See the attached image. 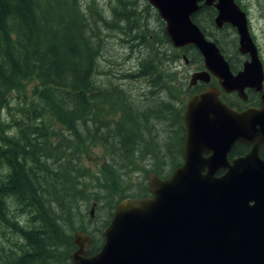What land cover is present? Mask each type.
Returning a JSON list of instances; mask_svg holds the SVG:
<instances>
[{
    "label": "trees",
    "instance_id": "1",
    "mask_svg": "<svg viewBox=\"0 0 264 264\" xmlns=\"http://www.w3.org/2000/svg\"><path fill=\"white\" fill-rule=\"evenodd\" d=\"M103 9L98 0H0V113L7 112L10 117L0 120V223L8 234L20 236L15 253L6 255L1 250L8 264H71L69 254L75 249L74 241L60 225L63 215L70 216L71 208L55 194L59 190L45 174L54 159L60 169L53 174L54 181L60 178L61 183L70 184V189L80 184L81 177H92L80 161L82 144L99 142L106 153L111 149L92 134L98 128L107 129V133L115 126L123 128L116 130L115 135L125 153L122 154L125 162L107 163L100 177L90 179L97 184L84 182L79 196L82 198L84 194L99 207L103 202L109 207L101 229L109 223L117 202L134 196L125 193L123 178L129 166L136 164L135 154L128 147L131 134L139 132L137 118L143 115L132 112L136 109L135 100L129 93L114 83L107 88L100 86L92 75L97 73L100 52L110 36L129 41L140 53L137 69L121 73L125 79H145L157 67L153 61L171 48L168 38L163 37V41L149 30L136 2L111 0L109 13L104 14ZM215 13L213 8L203 7L193 16V22L217 44L231 69H239L200 20L204 14L213 24ZM185 53L192 57L199 55L194 47ZM30 77L38 83L31 91L23 85ZM56 125L60 126L57 131ZM81 125L86 129L92 126L93 132L80 137L74 146L63 147L64 133L70 131L72 135ZM56 136L58 143L53 144L52 138ZM261 157L264 159V152ZM175 164L178 162L172 166ZM88 187L95 191L87 193ZM146 195L145 188L136 197ZM53 200H58L55 208L49 204ZM15 204L29 210L27 216L10 219L7 210ZM92 238L90 255L103 243L101 236Z\"/></svg>",
    "mask_w": 264,
    "mask_h": 264
},
{
    "label": "water",
    "instance_id": "2",
    "mask_svg": "<svg viewBox=\"0 0 264 264\" xmlns=\"http://www.w3.org/2000/svg\"><path fill=\"white\" fill-rule=\"evenodd\" d=\"M147 2L165 23L174 49L193 46L202 56L204 71L194 73L190 85L207 83L212 75L223 92L235 93L241 101L247 100V89L261 94L260 108L238 112L214 88L188 98L182 116L183 163L166 179L148 174L149 196L117 202L93 255L92 238L75 232L71 264H264V160L259 156L264 147V71L246 13L235 0ZM203 7L215 9L217 29L230 25L236 31L238 52L248 58L236 74L217 44L193 22ZM238 142L250 149L229 163L227 156ZM219 171L222 176H216Z\"/></svg>",
    "mask_w": 264,
    "mask_h": 264
},
{
    "label": "rangeland",
    "instance_id": "3",
    "mask_svg": "<svg viewBox=\"0 0 264 264\" xmlns=\"http://www.w3.org/2000/svg\"><path fill=\"white\" fill-rule=\"evenodd\" d=\"M98 1L100 5L104 7V14L105 12L108 14L109 2L111 0ZM238 1L240 8L247 15L249 33L257 48L259 47L261 53L264 55V20L261 16V14L264 13V0ZM125 2H129L130 4L136 2L138 4V8L141 10L149 30L154 33L156 38H162L163 41V37L167 38L164 33L165 23L160 19L157 11L147 2V0H125ZM200 20L206 25L207 32L219 41L225 55L231 58L235 66H239L240 61L243 60L244 57L238 53V37L235 29L230 25H225L222 29H217L214 23H209L204 14L200 15ZM134 21L135 19L131 20V22ZM132 34H135V32ZM110 37L106 38V44L100 52L101 56L98 62L99 73L97 70V73L94 72L92 76L94 78L93 80H96L97 84L100 86L103 85L107 88L109 83H114L126 94L129 93V96L135 100L134 104L136 109H132V112L135 111L140 115H143V120H141V117L137 118L136 123L139 132L135 131V133L131 134V146L128 147L131 148L130 152L135 154L134 160L136 164L134 167H132V165L129 166V172L123 178V181L125 180V193L132 194L134 195L132 197H136L137 195H140L145 188L147 190L146 177L150 172H154V170L159 172L164 171L175 163L174 161H169L171 158L175 160L173 155L170 156V153L172 151L174 152V145L178 143V132L174 129L175 126L171 119L173 111L169 107L174 104L179 106L181 97L185 95L186 100L187 94L176 87L175 81H178L183 75L180 77L177 76V72L174 68H177L179 72L181 70L186 72L188 66L184 65L182 52L174 49L169 42L171 50L169 52L167 50L160 59L153 61L155 63L153 66L156 65L157 67L152 68L151 71L147 73L145 79L122 78V72L123 74H127L128 72H134L137 69L136 63L138 54L140 53H138L137 47L130 45L129 41L122 42L118 36ZM150 38L152 37L150 36ZM210 40L212 39L210 38ZM164 48L165 45H163L162 49ZM185 55L189 60L193 61L198 58L192 57L189 53H185ZM151 75H153L156 80V86L150 85V93L147 82ZM23 85L31 91L37 88L38 83L34 78L30 77L23 82ZM227 101L231 102L233 105L241 103L237 98H227ZM6 118L10 119L7 112L0 113V120ZM113 118H117V116H113ZM59 129L60 126L56 125L55 130L57 131ZM106 130L107 129L98 128L96 132L92 133V126L88 125V129H86L85 126L81 125L79 129H74V134L72 135L70 131L64 133L66 140L63 141L62 146L65 148L74 146L78 143L77 140L80 137L88 133H92L101 138L111 148L106 153L103 145L99 142L94 143L92 141H86L82 144L80 161L82 165L89 170L92 177H100L105 165L109 162H119L120 165L125 162V158L122 156V154L125 153H122V148L118 145L119 137L117 134L115 135L116 130H123V128L116 126L112 127L110 133H107ZM114 136L115 138H111ZM52 143H58L57 136L52 138ZM140 149L141 151H139ZM65 151L69 152L70 150L66 149ZM162 161L164 165L162 164ZM60 162L63 161L60 160ZM162 167H164V170H162ZM59 171L60 169L53 159L50 161L49 171L45 175L53 180V185L59 190V192L55 190V194L61 196L63 203L71 208L69 210L70 216H62L64 220L60 222V225H62L61 230H64L66 234L68 233L71 236H73L74 232L83 231L92 237H102L104 227L101 229V226L102 223L107 220L109 207L103 201L104 204L101 203L102 205L99 207L97 202L92 198L89 199L84 196L83 192L82 198L78 194V190L83 189L82 184L84 182L88 184L92 183L94 185L97 183L91 182L90 179L92 177L85 176L79 179L80 184L78 186L75 185L74 189H70V184L61 183L60 178L54 181L53 174H57ZM120 172L123 175L124 169H121ZM58 176L62 177L60 175ZM94 191L95 189H92L91 187H88L86 190L87 193ZM121 193L122 190L119 194ZM57 203L58 200H53V202L49 204L53 207ZM93 203L96 205L93 209L92 216L89 217V212ZM7 212L9 218L15 220L27 216L29 210L15 204L14 206H11ZM99 229L101 230V233H99ZM19 238L20 236L18 234H14V236L8 234V231L0 223V244H2V249H0V263L1 261H5L6 264H8V260L5 258V255L1 250L6 251V255L8 252L15 253L16 244L18 243Z\"/></svg>",
    "mask_w": 264,
    "mask_h": 264
},
{
    "label": "flooded vegetation",
    "instance_id": "4",
    "mask_svg": "<svg viewBox=\"0 0 264 264\" xmlns=\"http://www.w3.org/2000/svg\"><path fill=\"white\" fill-rule=\"evenodd\" d=\"M261 16H262V19L264 20V13H262ZM164 33H165V31H164ZM190 47H192V46H188V47L180 49V51L182 52V59H183L184 65L188 66L187 71H186L187 73L184 72L183 70H181L179 72V70L177 68H174L175 71L177 72V76L180 77L181 75H183V77H180L178 81H175V85L177 88H179L183 92H186L187 98L185 100V95H184L180 99V102H179L180 105L179 106L178 105L176 106L174 104L173 106L169 107L173 111V113L171 114V116H172L171 119H172L173 124L175 126L174 129H176L178 132V143L176 145H174V152L172 151L170 153V156L173 155L175 160L173 158H171V160L169 162L174 161V162H178V164H175V165L169 167L168 169H166L164 171H160L158 174L156 172H154L161 179H165V178L170 177L172 172L183 163L182 149H183V144L185 141V132H184V129L182 126V116H183L185 104H186V101L188 100V98H190L193 95H199L200 93L205 92L207 88H214V89L219 90V94H218L219 99L224 104H226L229 108L237 109L238 112L244 111L248 108H255V109L260 108V96H261V94L255 93L251 89H247L246 93H247L248 98L246 101H241L235 93L226 94L225 92H223L219 86L217 79L214 78L212 75L210 76V79L207 83L197 81L195 84L190 85L191 76L196 72L204 71L203 58L199 53H198L199 54L198 58L194 61L189 60L187 57H186V59L183 58V56H186L185 55L186 49H189ZM258 52H259V58L261 60V63L263 66V71H264V55H263V53H261V50L259 49V47H258ZM243 57H244V59L241 60L239 63L240 64L238 66L239 69H236V70L231 69L234 74H236L238 71H240L242 69L243 63L248 59L247 56H243ZM173 72H174V70H173ZM188 74H189V78H188ZM147 84L149 87V92L151 93L150 85L156 86V80L153 77V75H151V77L148 79ZM185 84H186V87H185ZM263 95H264V80H263ZM227 98H235V99L237 98V100H239L241 103L234 104L235 106H232V103L227 101ZM249 149H250V147L248 145L238 142L233 147V149L231 150V152L227 156L229 163H231L232 159L235 157L244 156L249 151ZM262 152H264V147H261L259 150V156L260 157H261ZM208 155H209L208 153H204L202 156L208 157ZM222 175H223V171H219L216 174V176H222Z\"/></svg>",
    "mask_w": 264,
    "mask_h": 264
}]
</instances>
